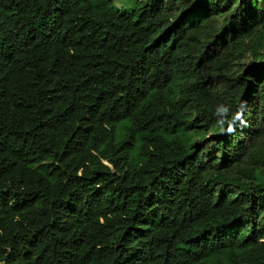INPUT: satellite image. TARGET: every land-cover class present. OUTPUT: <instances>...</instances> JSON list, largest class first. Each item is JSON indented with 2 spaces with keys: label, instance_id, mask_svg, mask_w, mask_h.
I'll return each instance as SVG.
<instances>
[{
  "label": "trees",
  "instance_id": "trees-1",
  "mask_svg": "<svg viewBox=\"0 0 264 264\" xmlns=\"http://www.w3.org/2000/svg\"><path fill=\"white\" fill-rule=\"evenodd\" d=\"M0 0V264H264V0Z\"/></svg>",
  "mask_w": 264,
  "mask_h": 264
},
{
  "label": "rangeland",
  "instance_id": "rangeland-1",
  "mask_svg": "<svg viewBox=\"0 0 264 264\" xmlns=\"http://www.w3.org/2000/svg\"><path fill=\"white\" fill-rule=\"evenodd\" d=\"M117 2L122 11L131 4L128 0H117Z\"/></svg>",
  "mask_w": 264,
  "mask_h": 264
}]
</instances>
